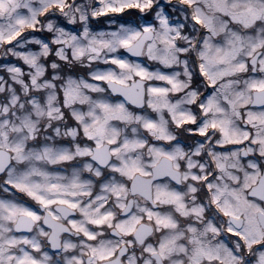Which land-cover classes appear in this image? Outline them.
<instances>
[{
  "label": "snow or ice",
  "instance_id": "snow-or-ice-1",
  "mask_svg": "<svg viewBox=\"0 0 264 264\" xmlns=\"http://www.w3.org/2000/svg\"><path fill=\"white\" fill-rule=\"evenodd\" d=\"M0 264H264V0H0Z\"/></svg>",
  "mask_w": 264,
  "mask_h": 264
}]
</instances>
